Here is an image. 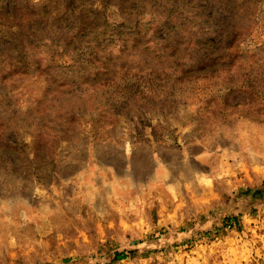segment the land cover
I'll list each match as a JSON object with an SVG mask.
<instances>
[{"label": "rangeland", "instance_id": "1", "mask_svg": "<svg viewBox=\"0 0 264 264\" xmlns=\"http://www.w3.org/2000/svg\"><path fill=\"white\" fill-rule=\"evenodd\" d=\"M234 10L203 69L188 34ZM72 13L92 71L0 82V264H264V0H0L4 58Z\"/></svg>", "mask_w": 264, "mask_h": 264}, {"label": "trees", "instance_id": "2", "mask_svg": "<svg viewBox=\"0 0 264 264\" xmlns=\"http://www.w3.org/2000/svg\"><path fill=\"white\" fill-rule=\"evenodd\" d=\"M240 10H234L232 13H230L227 18L228 19H221V23L219 24H209L208 27H202V26H195L192 28V33L188 34V37L190 38L186 44L190 45L194 50H197L198 47L199 50H205L202 53V56L199 57V59L205 58V61L203 64L205 66L203 69H206L208 67L215 66L218 62V58H214L216 56V53L218 52V49L214 48L216 46V43L219 38H221V45H231L235 43L236 39L238 36L243 35L244 32L247 31V28H245V23L242 22V12L239 14ZM186 12H182V14H185ZM171 15V14H170ZM207 17H211L216 19L218 22V14H210ZM65 20V28L63 31H67L66 35L62 39H60L58 42H56L57 36H58V29L60 30L62 27H57L55 24L49 25L48 29L46 30L50 35H53L52 41L53 43L51 44L50 42H44L42 41L41 43L44 44L47 48L43 49L45 47L43 46H38L35 45L33 42H29L26 44V46L20 48L16 52H20L22 54H26V61H19L18 58H12L8 57L5 59L7 53L6 51H11L10 48L0 49V82H3L4 80L7 79L9 75H12L13 72L7 73V71H10L12 69H16L19 67V65L27 66V67H35L37 71H42L46 73H50L53 71V69H60L67 67L70 70H74L76 74H79V71L86 70V71H92L93 67L91 64L87 63L83 58L81 57V52L80 53H74L76 50L82 51V54L86 56L87 52L84 53V50L82 49L83 45L79 46V41H81L82 38L84 37H90L91 35H95L98 31H102V28H99V26H95L94 24L87 26L84 25V23L81 22V18L77 17L75 13H72L67 19ZM63 20H60L58 22L61 23ZM8 23V22H5ZM124 25L126 26L127 24L124 22ZM215 25V26H212ZM15 26L21 27L17 24ZM163 27H168V29H173L174 26H171L170 24L166 23L163 25ZM178 30L180 33L176 34V36H179L182 34L183 28L180 26L178 27ZM191 35V36H190ZM213 36V37H212ZM73 38V42L77 43L76 47L72 49V45L69 46V40ZM62 41V42H61ZM1 42V41H0ZM61 42V43H60ZM60 43V45H58ZM3 45L7 44V42H2ZM58 45V48L64 47L65 49L61 50L62 54L57 53L59 50L54 51V54L50 53V47H55ZM41 48V49H40ZM15 50V49H14ZM43 50L48 53L49 57L48 60L44 59H35L34 65H29L30 59L34 57H38L40 52ZM72 50V52H70ZM77 51V52H78ZM19 57V56H18ZM31 57V58H30ZM92 57V54L90 55ZM20 58V57H19ZM68 61H71L70 64H68ZM95 62V60H94ZM93 62V63H94ZM73 64V65H72ZM202 64V65H203ZM44 66V67H42ZM77 68V69H76ZM79 69V71H78ZM85 71V72H86ZM27 82L29 80H24L20 83H13L11 84V87H15V89H18L21 91L20 96H25L27 93V87L26 86ZM60 83V82H58ZM26 84V85H25ZM25 85V86H24ZM13 88H11L12 90ZM3 92V91H2ZM10 104H8L9 106ZM30 110V108H29ZM28 108H22L21 116L25 117L27 114ZM13 115V112H11ZM123 255L119 254L116 256L117 260H123L121 258ZM119 257V258H118Z\"/></svg>", "mask_w": 264, "mask_h": 264}]
</instances>
